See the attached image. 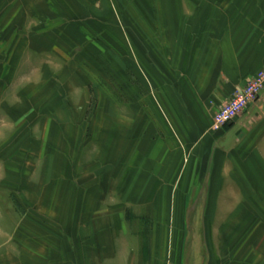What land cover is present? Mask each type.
Wrapping results in <instances>:
<instances>
[{
    "label": "crops",
    "instance_id": "1",
    "mask_svg": "<svg viewBox=\"0 0 264 264\" xmlns=\"http://www.w3.org/2000/svg\"><path fill=\"white\" fill-rule=\"evenodd\" d=\"M212 1L0 0V264H264V90L210 127L264 66V0Z\"/></svg>",
    "mask_w": 264,
    "mask_h": 264
},
{
    "label": "rangeland",
    "instance_id": "2",
    "mask_svg": "<svg viewBox=\"0 0 264 264\" xmlns=\"http://www.w3.org/2000/svg\"><path fill=\"white\" fill-rule=\"evenodd\" d=\"M196 4H197V2L199 1H197V0H193ZM179 2H180V5H183L184 6V8H186V7H188L189 9H191V7H190V0H179ZM212 4H214V5H216L215 7H216V11L218 10V0H214V1H212L211 2ZM170 5H171V2H170V0H164V7H170ZM184 14H179V18H180V23H182L183 22V24H185V21H182L181 20V18H186L187 17V15H184ZM123 16V18H124V16L125 15H122ZM163 16V15H162ZM164 16H168L167 18H169L170 16H169V14H165L164 13ZM217 16V15H216ZM164 20H165V17H164ZM147 22H149V21H151V20H149V19H147L146 20ZM151 24H147V28L146 29H142V30H136V31H132V33L134 32V34H136V36L139 34V36L140 37H144V38H154V37H160V35H163L164 37H167L168 35L166 34V30H163L162 32L160 31V34L159 33H156V30H154V29H152L151 28V26H150ZM218 24L216 23V26H217ZM198 27V26H197ZM215 29H213V26H212V28H211V30L209 31V29H207V31H203L202 30V25L200 26L199 25V27L197 28V29H193V30H190V37H193V38H205V37H211L212 39L213 38H215V39H217V41L219 40V38L220 39H223L224 38V36L223 35H219L218 34V32H219V29H217L216 27H214ZM158 32V31H157ZM175 34H177L176 35V37L180 40V41H185V39L187 38V36H188V30H186V28H185V26L183 27V28H179L177 31H176V33ZM175 37V38H176ZM182 43V42H181ZM165 65V64H164ZM187 66H188V63H186V62H179L178 63V71L177 70H175L174 68H173V73H176V74H178V75H175L174 77H172L173 79H169V77L168 78H165L164 77V79H163V82H164V84H168V85H174V86H176V87H179V89L180 90H182V91H185V88H186V84H187V82H190V77H188V75L190 74V69L188 70L187 69ZM198 71H200V72H198ZM264 72V66H260L257 70H255L254 72H252V73H250V74H248V76L247 77H245V78H243V79H237L236 81H235V83L237 84L236 85V87L234 88V90H233V93L231 94V97L233 96V94H235L238 90H240L241 88H242V85L241 84H243L244 82H246L247 80H249L251 77H253L254 75H256L257 73H259V72ZM202 72V69L201 70H194V73L196 74H198V73H201ZM170 72H168V74H169ZM170 75V74H169ZM174 75V74H173ZM171 80H172V83H171ZM204 80L205 79H199V78H197L196 79V83H203L204 82ZM174 82V83H173ZM241 82V83H240ZM198 83V84H199ZM240 83V84H239ZM180 95H182L183 97H185V95H183V94H180ZM230 98V97H229ZM211 113V112H210ZM213 113L214 112H212V116H213ZM201 116V115H200ZM211 121H212V119H211ZM211 127V126H210ZM212 129V128H211ZM9 208V207H8ZM2 226L4 227V223L2 222ZM2 240H4V239H2ZM194 240H195V242H194ZM260 240V239H259ZM193 242L195 243V245H197V241H196V239L194 238V235H191V237H190V243H192L193 244ZM202 248H203V246H200V244L199 245H197V246H190V248L188 249V251H187V253H186V255H185V258H184V263H181V255H180V257H179V261H180V264H204L203 262H204V258H205V255L204 254H202L201 255V252H202ZM10 256L11 255H9V254H7V255H4L3 256V258H2V260H3V262L5 263V262H8L9 263V258H10ZM194 260V261H193Z\"/></svg>",
    "mask_w": 264,
    "mask_h": 264
},
{
    "label": "built area",
    "instance_id": "3",
    "mask_svg": "<svg viewBox=\"0 0 264 264\" xmlns=\"http://www.w3.org/2000/svg\"><path fill=\"white\" fill-rule=\"evenodd\" d=\"M264 90V72H259L242 84L232 97L219 104L213 113L211 128L220 130L232 123L249 106L256 104Z\"/></svg>",
    "mask_w": 264,
    "mask_h": 264
}]
</instances>
